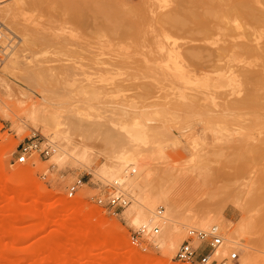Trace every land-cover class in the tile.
<instances>
[{
    "label": "rangeland",
    "instance_id": "rangeland-1",
    "mask_svg": "<svg viewBox=\"0 0 264 264\" xmlns=\"http://www.w3.org/2000/svg\"><path fill=\"white\" fill-rule=\"evenodd\" d=\"M263 12L264 0H0V264H186L175 255L188 230L214 224L226 246L211 259L264 264ZM44 103L91 133L86 165L54 159L69 137L31 118ZM136 125L145 141L132 140ZM30 138L53 152L18 162ZM126 150L146 192L174 206L147 250L131 241L130 194L116 213L94 202ZM244 219L231 240L227 224Z\"/></svg>",
    "mask_w": 264,
    "mask_h": 264
},
{
    "label": "bare ground",
    "instance_id": "bare-ground-1",
    "mask_svg": "<svg viewBox=\"0 0 264 264\" xmlns=\"http://www.w3.org/2000/svg\"><path fill=\"white\" fill-rule=\"evenodd\" d=\"M10 62L11 61L9 60V63ZM11 63L13 64V62H11ZM4 72H5V70L1 69V67H0V76H2V75L4 76V74L6 73V72L5 73ZM204 82H206L210 85L215 84L213 77L209 76V75L206 77ZM47 97H45V98H47ZM52 109H53V107L51 105H48V103L47 104L44 103L43 107H41L40 110L36 111V113L35 112L32 113L31 118L33 120H36L37 118H40L44 121L45 120H51V121L53 120V121L57 122L56 125L58 127L60 126L62 132L64 134L68 135L69 139L66 141L67 147L65 145H64L65 147H62L61 145H59L57 147L55 146L56 147L55 148V154L53 156L54 159L60 162L63 159H66L70 156V157H73L75 160L81 162L82 164L86 165L88 156L91 155V153H93V152L98 153V149H96V147H88L85 145L87 142L94 139L93 136L91 135V133L88 130H86L81 125V123L78 120H74L75 116H72V117L67 116V117L62 118V120H61L59 118V114H55L52 111ZM129 133L133 136L132 140L134 142H142L144 140V136H143L144 132H142V125H136V126L130 128ZM123 137H122V140L124 138H127V137H124V138ZM124 140L126 141V139H124ZM127 141H128V139H127ZM127 141H126V143H127ZM98 144H102V143H99V140H98L97 146H98ZM131 145H132V143H131ZM75 146L80 147L79 151L71 152V150ZM103 147H105L104 144H103ZM129 147H131V146H129ZM129 147H127V148H129ZM98 148H99V146H98ZM99 154H102V153L99 152ZM111 156L112 157H110L109 159L115 158L118 167L116 170L110 172V177H112V179H114V181L118 182L119 186L123 189V191L130 194V196L133 200V203H131L130 208H128L129 209L128 210V216L131 219L130 221L135 226H139V227L146 226L148 228L150 238H155L156 236L158 238V236L160 234L155 233L153 231V228L156 225H158L163 230L164 226L166 224V221L170 219L169 210L173 209V207H174L173 204L171 203L170 195L168 194V192H164V189H163L164 193L163 194L160 193L158 196H153V195L146 192V189L144 188L143 183H142V180L146 179V176H147V174L145 172L146 167H144V165H141L139 163V159L137 157H135V154L133 152H130V151L128 152V150L119 151L117 155H111ZM105 158L108 159L107 156H105ZM22 172H23V168H21V167L17 168L18 177L21 175ZM26 189L28 191V186H26ZM64 200L65 199H63V201H62V202H65L64 204H66L67 206H71V205L73 206L72 200H68V199H66L65 201ZM160 202L166 204V210H164V212L161 214H159L158 211L156 210V207H157V205H159ZM248 217H250V216L248 215ZM217 220L218 219L216 217L213 218L212 216H209V217L203 219L202 221H200V223L202 225H208L210 223L217 222ZM245 221H247V220L244 219L242 221V223L240 224V226H238V227L235 226L233 228H231V223L227 224V226L230 228V236H231L230 239L231 240L237 241L236 240V238H237L236 234L239 233L240 231H242L244 229L245 225H247V224H248V226L250 225L249 223H251V222L248 223ZM221 222H223V221H221ZM175 230H176V228H175ZM245 230H246V228H245ZM223 243L220 246H218V248L219 247L220 248L216 249L215 254L216 253L217 254L222 253V249L226 246ZM174 244H175L174 241H172L171 245H174ZM245 246H247V245H245ZM243 264H250V261L248 260V262H244Z\"/></svg>",
    "mask_w": 264,
    "mask_h": 264
},
{
    "label": "built area",
    "instance_id": "built-area-1",
    "mask_svg": "<svg viewBox=\"0 0 264 264\" xmlns=\"http://www.w3.org/2000/svg\"><path fill=\"white\" fill-rule=\"evenodd\" d=\"M6 26L2 20H0V55L6 49ZM53 152L51 145L43 146L40 139L30 138L23 142L19 146V154L17 161L24 163L28 160L29 156L34 153L50 155ZM84 184L82 178H77L73 184L69 186V195H74L79 188ZM108 189L94 196V202L103 206L106 209H110L113 213H116L119 209L126 207L130 203V196L119 186L118 182L113 181L106 185ZM163 212L162 208L158 210V213ZM155 233L159 232V226L156 225L153 228ZM132 243L143 250H147L151 246L155 245V241L149 237V231L146 226L139 227L131 234ZM224 242V236L220 227L216 224L210 226L207 229L191 227L188 230L187 238L180 244L175 258L179 262L186 264H213L217 262L219 264H228L230 261L238 259V251H233L227 257L220 259H211L218 246Z\"/></svg>",
    "mask_w": 264,
    "mask_h": 264
}]
</instances>
